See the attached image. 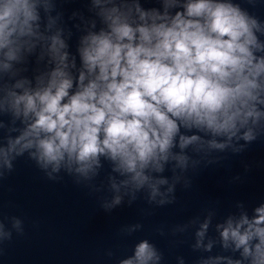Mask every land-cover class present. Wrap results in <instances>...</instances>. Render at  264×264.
<instances>
[{"label":"clouds","instance_id":"1","mask_svg":"<svg viewBox=\"0 0 264 264\" xmlns=\"http://www.w3.org/2000/svg\"><path fill=\"white\" fill-rule=\"evenodd\" d=\"M175 3L167 0L166 6ZM36 6L37 0H0V50L7 49L8 60L16 58L21 38L35 34ZM135 10L143 22L135 26L118 8L103 10L109 31L85 39L82 70L75 78L65 71L67 53L60 52L64 42L52 37L58 66L47 86L11 94L17 114L23 105V115L34 119L10 141L9 151L25 141L21 151L35 147L45 165L55 170L67 157L80 172L107 155L120 170L133 174L139 186L149 180L144 170L150 164L161 170L159 161L168 159L181 126L231 138L237 125L243 127L262 115L256 104L264 103L259 98L264 57L254 50L264 51V46L253 31L255 19L222 0H187L171 18L167 12H145L139 5ZM252 138L250 131L244 134V139ZM199 139L180 134L179 147ZM212 145L223 147L215 141ZM256 211L251 223L245 217L233 228L229 222L222 237L242 247L251 264H264V207ZM254 238L259 242L252 245ZM153 256L146 241L137 246L138 264H147Z\"/></svg>","mask_w":264,"mask_h":264},{"label":"water","instance_id":"2","mask_svg":"<svg viewBox=\"0 0 264 264\" xmlns=\"http://www.w3.org/2000/svg\"><path fill=\"white\" fill-rule=\"evenodd\" d=\"M222 2L239 6L256 20L253 31L258 43L264 46V0ZM186 3L187 0H176L167 7V0H37L38 19L32 22L35 34L21 38L13 60L4 55L7 49L0 50V202L58 196L132 195L194 200L254 211L264 207V103L256 104L262 115L255 122L250 119L243 127L237 125L231 138L181 126L168 159L159 161L161 170L150 164L144 170L149 180L139 186L132 181L133 174L120 170L118 162L107 155H100L90 169L80 172L79 165L69 164L67 157L55 170L52 164L45 165L35 147L21 151L25 141L9 151L10 141L19 138L34 119L31 114L27 118L23 115V105L17 114L11 94L22 95L25 90L35 92L47 86L58 66L51 52L52 37L58 36L64 42L60 52L67 53L65 71L75 78L82 70L80 49L85 39L109 31L110 22L103 14L105 8H118L135 26L143 23L136 5L148 13L167 12L171 18ZM254 54L264 57V51L254 50ZM259 82L264 89V76ZM75 90L74 85L71 91ZM259 98L264 100V90ZM249 131L253 138L246 140L244 134ZM180 134L198 135L200 139L181 149ZM213 141L223 147H214Z\"/></svg>","mask_w":264,"mask_h":264}]
</instances>
